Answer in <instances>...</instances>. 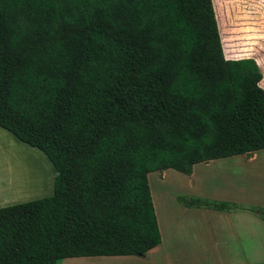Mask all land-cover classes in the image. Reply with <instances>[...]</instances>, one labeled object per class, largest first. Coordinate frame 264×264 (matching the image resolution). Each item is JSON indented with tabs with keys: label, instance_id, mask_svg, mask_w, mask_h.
<instances>
[{
	"label": "trees",
	"instance_id": "16d2710c",
	"mask_svg": "<svg viewBox=\"0 0 264 264\" xmlns=\"http://www.w3.org/2000/svg\"><path fill=\"white\" fill-rule=\"evenodd\" d=\"M213 1L217 18L212 0H0V127L59 173L50 197L0 208V264L145 257L162 241L150 173L264 150L260 68L223 53L253 44L233 49Z\"/></svg>",
	"mask_w": 264,
	"mask_h": 264
},
{
	"label": "crops",
	"instance_id": "0c3cea01",
	"mask_svg": "<svg viewBox=\"0 0 264 264\" xmlns=\"http://www.w3.org/2000/svg\"><path fill=\"white\" fill-rule=\"evenodd\" d=\"M212 2L217 18L216 5L213 0ZM252 59L256 61L262 73L260 86L264 90V60L257 57ZM9 147L22 151L25 148L28 150L34 148L0 127V163L12 165L15 163V157L16 160L23 158L27 161L26 156L29 154L17 150L11 158ZM212 174L211 179L209 177ZM194 177L195 180L199 177V180L204 183L210 181V185L212 180L214 181V184L211 187L208 185L207 188L215 191L214 194L209 195L215 202L235 204L242 208H264V150L255 152L249 157L238 155L217 159L210 163L195 164L190 179ZM19 181L25 182L23 176L18 178L17 186L13 175H7V173L0 175V208L28 201L29 198L19 195L24 188ZM53 185L54 178L49 191L52 192L51 195H53ZM193 186L194 184L189 180L186 186L189 188L188 192L198 190V186ZM185 190H175L171 199L161 198L171 204L174 208L172 212L179 213L178 220L174 217V222L170 221V225L169 216L167 217V226L160 222L155 195L153 191L151 192L162 241L145 257L119 256L118 258L122 260L120 264H174L175 262L180 264H264L263 219L244 209L220 211L186 207L177 200L183 192L186 193ZM203 199L208 200V198ZM161 204L164 206L163 201ZM175 233L179 236L177 243H175ZM180 237L183 241L182 245L179 244Z\"/></svg>",
	"mask_w": 264,
	"mask_h": 264
},
{
	"label": "rangeland",
	"instance_id": "374dc122",
	"mask_svg": "<svg viewBox=\"0 0 264 264\" xmlns=\"http://www.w3.org/2000/svg\"><path fill=\"white\" fill-rule=\"evenodd\" d=\"M227 3H228V11H226L223 15L230 17L229 19L230 21L228 22L226 27L229 34V39L234 42V44H232L233 49H237L236 47L238 45V42L243 38H245L247 35V37L250 38L251 40L250 42L253 44L252 45L253 51L251 52V54L242 57H228L226 55V51L222 42V46L224 49L223 51L224 57L227 59H242L247 57L249 58L257 57L264 60V0H227ZM216 10H217V15L219 16V14H221L222 12L218 5L216 7ZM248 30L250 31L249 34H246ZM242 48L244 50H247L249 48V45H244V47ZM15 150L22 151L18 149H12L9 147L11 158L14 156ZM22 152H26L29 154L26 156L28 157L27 161H25L23 158H18L16 160L15 157V161H14L15 163H13L12 165L0 163V175H3L5 173H7V175H13L16 178L17 186H18V178L23 176L25 182L19 181V183L24 185V188L22 191L19 192V195L22 196L23 198L24 197L29 198L28 201L50 196L52 193L49 192L51 189L52 178H54V176L56 175V173L53 172L51 163L48 161L46 156L37 149L33 148L31 150L30 149L28 150L25 148V150ZM170 177H172L171 178L172 180L169 179ZM212 177L213 174L209 178L212 179ZM148 179H149L151 192L153 191L155 195L154 197L156 199L155 200L156 208L158 209L159 219L162 225L167 226L168 216H169V225H170V221L174 222V217L176 220H178L177 219L179 217L178 211L177 213L172 212L174 208L171 206V204L161 199L165 197L171 199L175 190L184 191L186 189L185 190L186 193L183 192L181 196L208 198V200L210 201H215L211 197H209V195L215 193V191L211 190L210 188H207V186L210 185V181L206 183L201 182V180H199V177L198 180H195V177L190 179V175L189 176L184 175L174 170H167L162 173H158V172L150 173L148 175ZM156 179L160 181L156 182L155 181ZM189 180H191V183H193L194 186L199 187L197 188L198 190L192 191L191 193L188 192L189 188H187L186 186ZM212 184H214L213 180L211 185ZM44 189H47V191H44ZM162 201L164 202V206H162L161 204ZM162 212L164 215L162 214ZM174 236H175V243H177L179 236L176 233ZM179 244L181 245L183 244L181 237L179 239ZM174 247L178 249L177 246ZM120 262H122V260H120V258L118 257H81V258L64 259L60 261L58 264H120ZM174 264H180V262H175Z\"/></svg>",
	"mask_w": 264,
	"mask_h": 264
},
{
	"label": "water",
	"instance_id": "95a60500",
	"mask_svg": "<svg viewBox=\"0 0 264 264\" xmlns=\"http://www.w3.org/2000/svg\"><path fill=\"white\" fill-rule=\"evenodd\" d=\"M56 175H59V173H56Z\"/></svg>",
	"mask_w": 264,
	"mask_h": 264
}]
</instances>
